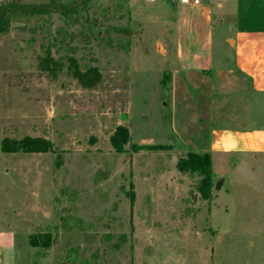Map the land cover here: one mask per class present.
I'll return each mask as SVG.
<instances>
[{
	"label": "rangeland",
	"instance_id": "rangeland-1",
	"mask_svg": "<svg viewBox=\"0 0 264 264\" xmlns=\"http://www.w3.org/2000/svg\"><path fill=\"white\" fill-rule=\"evenodd\" d=\"M11 1L47 6L0 33V232L14 264H264V224L243 223L263 215L249 195L264 160L213 159L192 111L182 118L184 80L164 61L173 28L145 5L133 15V0ZM92 68L100 81L84 86L75 74ZM188 153L208 154L210 183L177 170Z\"/></svg>",
	"mask_w": 264,
	"mask_h": 264
},
{
	"label": "crops",
	"instance_id": "crops-1",
	"mask_svg": "<svg viewBox=\"0 0 264 264\" xmlns=\"http://www.w3.org/2000/svg\"><path fill=\"white\" fill-rule=\"evenodd\" d=\"M139 5L146 6V21L174 30V58L164 61L173 66L167 70L169 77L175 73L184 80L179 94L188 105L182 118L188 120L192 111L193 127L206 139L200 144L216 160L223 154L246 164L264 160V0H199L196 6L133 0V15ZM225 48L230 63L219 62V50ZM243 170L231 169V176ZM249 196L256 198L263 215L257 220L247 216L243 223L264 224V185H259L256 197L252 192ZM231 219L223 218L227 232ZM242 233L254 236L249 227ZM203 258L211 264L209 254ZM0 264H14L13 243L5 232H0Z\"/></svg>",
	"mask_w": 264,
	"mask_h": 264
},
{
	"label": "trees",
	"instance_id": "trees-1",
	"mask_svg": "<svg viewBox=\"0 0 264 264\" xmlns=\"http://www.w3.org/2000/svg\"><path fill=\"white\" fill-rule=\"evenodd\" d=\"M16 13L27 15H42L47 13V6H33L24 5L11 1L7 5H0V33L7 32L10 24V19ZM76 79L83 83L84 86L94 87L100 81V74L96 68L88 69L83 75L81 73L75 74ZM158 148H149V150H156ZM180 172L196 171L202 178L210 183V158L208 154H193L188 153L184 159H179L176 165ZM33 240L31 239V243Z\"/></svg>",
	"mask_w": 264,
	"mask_h": 264
},
{
	"label": "built area",
	"instance_id": "built-area-1",
	"mask_svg": "<svg viewBox=\"0 0 264 264\" xmlns=\"http://www.w3.org/2000/svg\"><path fill=\"white\" fill-rule=\"evenodd\" d=\"M172 1L178 5H181V6L199 5V0H172Z\"/></svg>",
	"mask_w": 264,
	"mask_h": 264
},
{
	"label": "water",
	"instance_id": "water-1",
	"mask_svg": "<svg viewBox=\"0 0 264 264\" xmlns=\"http://www.w3.org/2000/svg\"><path fill=\"white\" fill-rule=\"evenodd\" d=\"M219 187V185H217V187L216 188H218Z\"/></svg>",
	"mask_w": 264,
	"mask_h": 264
}]
</instances>
